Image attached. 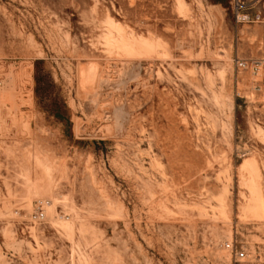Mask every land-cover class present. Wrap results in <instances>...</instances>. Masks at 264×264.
Listing matches in <instances>:
<instances>
[{"label":"rangeland","instance_id":"rangeland-1","mask_svg":"<svg viewBox=\"0 0 264 264\" xmlns=\"http://www.w3.org/2000/svg\"><path fill=\"white\" fill-rule=\"evenodd\" d=\"M237 58L264 60V0H0V264H264Z\"/></svg>","mask_w":264,"mask_h":264},{"label":"built area","instance_id":"built-area-1","mask_svg":"<svg viewBox=\"0 0 264 264\" xmlns=\"http://www.w3.org/2000/svg\"><path fill=\"white\" fill-rule=\"evenodd\" d=\"M236 66L238 71L252 70L255 77L256 89L264 96V60L249 61L241 58H237ZM2 86V81L0 80V89ZM46 217L45 210L43 207L38 208L33 214L32 219L34 221H41ZM236 257H245V252L243 250H238L237 247L231 243L226 245Z\"/></svg>","mask_w":264,"mask_h":264},{"label":"trees","instance_id":"trees-1","mask_svg":"<svg viewBox=\"0 0 264 264\" xmlns=\"http://www.w3.org/2000/svg\"><path fill=\"white\" fill-rule=\"evenodd\" d=\"M52 86L48 80L38 77L36 93L46 110L61 120L66 119L68 117L66 103L58 94L53 93Z\"/></svg>","mask_w":264,"mask_h":264},{"label":"bare ground","instance_id":"bare-ground-1","mask_svg":"<svg viewBox=\"0 0 264 264\" xmlns=\"http://www.w3.org/2000/svg\"><path fill=\"white\" fill-rule=\"evenodd\" d=\"M68 229H69V227H68ZM71 229V228H70Z\"/></svg>","mask_w":264,"mask_h":264}]
</instances>
